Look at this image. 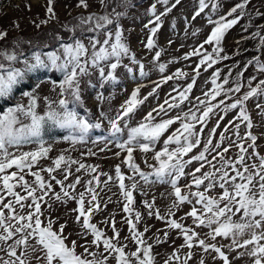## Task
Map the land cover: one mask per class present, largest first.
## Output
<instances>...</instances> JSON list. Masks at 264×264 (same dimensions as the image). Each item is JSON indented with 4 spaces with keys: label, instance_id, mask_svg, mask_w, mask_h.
Listing matches in <instances>:
<instances>
[{
    "label": "snow or ice",
    "instance_id": "6c2138e0",
    "mask_svg": "<svg viewBox=\"0 0 264 264\" xmlns=\"http://www.w3.org/2000/svg\"><path fill=\"white\" fill-rule=\"evenodd\" d=\"M180 2L181 0H175L170 7H165L164 12L159 15H157L156 4L151 5L148 11L154 19H150L144 25L150 33L145 44L147 49L151 50L155 47L154 36L162 25L161 17L171 12ZM157 3L167 6L169 0H157ZM249 3L250 0H240L229 10L226 16H220L216 20H213L211 16L208 17V23L214 25L211 33L199 48L186 53L184 58L187 59L194 55L200 56L204 44H214L215 46L212 52H203L199 64L194 69L195 75L192 77V82L179 93L181 102L188 99V94L195 84L201 65L211 68L218 60L227 59V57L220 56L223 51L220 47L221 42L225 33L246 14L245 10ZM53 4L54 0H47L46 13L48 19L41 20L40 24H46L55 18ZM99 4L102 12H93L86 16L80 15L74 18L76 20L74 25H63L68 32L73 34L70 37L72 42H63L62 38L57 35L56 39L61 41L57 50L46 53L33 52L31 58L23 60L22 68L14 66L23 56L19 41L13 42L11 49H0V98L8 97L28 73L40 69L55 70L62 73L61 80L58 82L51 81L53 90L59 89V99L54 101L48 97H43L45 103L43 113L38 111L41 98L36 90L40 87L39 84L31 91L23 93L28 98L26 105L17 104L0 113V253H2L0 264H33V262L35 264H109L110 257L115 261V264H155L153 245L148 244L144 239V233L148 231V228L145 227L144 231H139L137 228L138 222L142 219L140 212H135L134 219L130 216L125 221L131 234L130 239L136 245L135 250L131 252L125 250L127 245L118 242L120 233L116 228L114 218L110 221L113 231L111 237L91 222L93 215L100 210L98 193L96 187L93 186L94 182L96 186L102 183L99 175H92L91 179L85 182V190L77 194L74 193L76 186L81 183L80 176H76L72 183L65 184L69 175L72 174L71 165L78 164L75 169L77 173L82 169L88 173H96L98 166L86 165L61 153L52 161L51 166L33 171V167L41 159L47 158L51 151V145L44 140L46 126L69 130V135L65 136L64 140L70 141L73 145L83 143L90 129L102 127L99 122L90 123L80 116L74 107H69L70 104L82 106L81 77L90 75L91 69H95L99 73L101 87L108 82L115 83L117 82L116 72L119 67L123 66L130 74L133 73L132 67L123 64L124 58H128L131 64L138 65L140 77L148 75L144 69V64L138 61L135 53L131 51L121 24V20L128 14L127 9L131 6V0H99ZM209 4H211L213 12L220 6L218 0L215 2L214 0H199V9L195 12L193 19L204 12ZM77 7L88 9V0H78ZM236 13L239 14L233 19H227ZM257 14L264 16V13ZM40 24H37L36 27H40ZM77 30L94 34L88 37L91 46L90 55L89 47L81 39L75 37ZM198 31L197 29L196 32ZM196 32L193 34L195 35ZM100 35H103V40L99 39ZM6 37L7 32L0 31V40H4ZM253 37L259 38V46H264V35L261 34V31L253 33ZM161 51L155 53L154 61L159 60ZM247 63L249 65L254 64L258 72L264 73V62H261L258 56ZM158 67L161 73L166 69L165 64H159ZM240 75L242 73H238V77ZM173 76L186 77L187 73L177 69ZM173 76L164 77L157 83V87L167 80L173 79ZM218 77L219 70L213 73L211 81L213 88L205 93L206 99L199 100L197 98L199 103L204 105L201 115L197 116L195 112L190 110L189 113L184 114L183 118L177 116L154 122L153 112L157 115L165 112V104L169 108L178 106L175 103L169 104L165 100L164 104H160L158 108L148 112L137 126L129 127L127 121L131 114L148 99V96L156 92V88H153L152 92L141 98V86L136 87L129 98L120 106L115 118L109 119L110 137L98 139L105 142V148L108 144L115 142V146L120 150L115 155L119 157L120 153L124 152L125 157L122 163L126 164L134 175L138 174L146 184L154 182L151 179L153 177L155 181L160 183H170L175 196L172 208H178L185 202L193 203L189 194L182 193L178 181L185 176L184 170L187 165L193 161L200 162L199 167L188 174L192 179L191 184L186 185V187L195 186L197 190L191 192L190 195L195 198V205H201V208L198 209L193 206L186 215L192 218L193 224L197 227L204 226L210 229L204 238H201L200 233L193 227L185 226L177 219L169 218L174 215L171 209L167 216H161L158 209L153 211L154 203L144 202L149 209L148 214L150 216L154 214L158 219L166 220L169 229L178 230L183 236L184 244L181 245V248H187L189 251L185 254L181 264H188L193 256L192 249L195 246H198L205 253H215L212 259L218 258L222 264H232L229 259L231 252L236 253L233 259L247 257L250 264H264V155L255 151L257 137L250 131L253 123L246 107V102L251 98H264V79L259 80L256 86L252 87V81L256 80V76H252L247 82L248 90L235 98L233 102L225 104L224 100H220L219 103L213 104L208 102L207 98L216 100L222 93L225 97L231 98L230 94L240 93L244 86L237 79L234 87L225 89L224 85L228 84V78L225 77L221 84L217 83ZM97 98L104 99L102 94H98ZM221 106H223L221 110L225 113L238 109L237 118L240 123H246V128L249 129L245 133V137H241L239 134L240 124L233 125L237 140L240 141L235 145L239 149L236 159L232 160L225 155L232 147L231 144L223 147L222 151H216L221 148L225 140V135L222 132L220 142L213 146L212 136L215 134L216 128L210 130L209 138L198 155L184 159L201 143L200 133L195 131L193 121L205 123L214 113V109ZM256 107L264 112V104L257 103ZM101 115L105 116L106 114L102 112ZM177 120H181L180 127L168 135L163 141L161 149L154 153L153 158L157 164L148 165L152 169L150 172L142 171L134 160V151L137 148L145 154L152 151L156 142ZM122 121L124 128H127V138L123 140L119 138L124 131V128L121 127ZM200 132H203V128ZM245 138L251 141L247 147L245 146ZM25 144H36L37 147L31 151L20 150ZM172 144H175L176 147L170 148L169 146ZM12 147L17 149L16 153L9 151ZM105 148H101L100 151H104ZM248 148L254 150L252 155L258 157V163L253 162L251 165L246 163ZM210 150L216 151L212 160H208L206 156ZM88 155H96V153L89 150ZM217 157L222 162L220 168L212 163ZM205 163L213 170L196 175V173H201ZM13 168H15L14 171H9ZM58 169L65 173L63 180H58L53 175ZM43 172L48 174V179L42 174ZM29 174L34 177L31 182L26 179V175ZM100 175L107 176V180L103 181L105 185L113 179L107 173H100ZM115 179L118 182L121 195L126 201L123 211L131 214L134 204L133 190L137 188V183L133 182L130 187L126 186L125 175L122 173L120 165L115 167ZM128 179L131 180L132 177H128ZM50 181H55L57 185H60V192L54 191ZM206 181L207 183H205ZM202 185L204 186L203 191L200 190ZM217 185L221 189L219 195H209V191L215 189ZM50 193L56 201L67 202L71 199L76 202L77 207L72 209V212L76 214L75 222L80 224L81 238H86L89 235L92 237L90 242L86 240L85 245H82L83 253H77L75 240L70 245L67 243V236L64 234L66 224H60L59 228L54 230L53 220L48 219L45 223L41 219L43 215L42 204L47 203L45 197H49ZM48 207L50 208L51 205L49 204ZM236 216L238 219H233ZM105 223H109V221H105ZM217 237L227 239L229 243L227 245L218 244L216 242ZM125 239H129V237H125ZM167 239L168 232H164L163 239L157 237L155 243L160 244ZM225 247H227L228 252L223 250ZM178 252L179 249H176L171 254L170 259L180 260ZM165 264H169V262L165 261ZM199 264H204L203 257Z\"/></svg>",
    "mask_w": 264,
    "mask_h": 264
},
{
    "label": "rangeland",
    "instance_id": "374dc122",
    "mask_svg": "<svg viewBox=\"0 0 264 264\" xmlns=\"http://www.w3.org/2000/svg\"><path fill=\"white\" fill-rule=\"evenodd\" d=\"M98 2L99 0H88L89 8L83 9L77 7L78 0H54L53 7L56 16L46 24H53L54 26L58 25L59 32H61L59 34L61 35L60 37L63 42H72L70 37L73 34L68 32L63 25H74L76 23L74 18L80 15L86 16L89 13L102 12V8ZM174 2L175 0H169V3L171 4ZM218 2L220 6L215 12L211 10V4H209V7L206 8L204 12L193 19L195 12L199 9V0H181L180 4L173 8L171 22L168 21V24H163L165 15L161 17L162 25L154 36L155 47L149 50L145 47V44L150 33L144 25L147 24L150 19L154 18L148 10L151 5L155 3L157 15H159L164 12V6L166 5L157 3V0H131V6L127 9L128 14L121 20V24L125 30V36L131 51L135 53L136 59L144 64V69L148 75L140 77L138 65L131 64L128 58H124L123 64L132 67L133 73L130 74L125 67L121 66L116 72L117 82H108L101 87L98 71L91 69L90 75L81 77L82 111L78 110L74 104H70L69 107H74L80 116L87 119L90 123L99 122L102 127L90 129L83 143H76L73 145L70 141L64 140V137L69 135V130L64 129L65 133L60 135L56 132V128L58 127L46 126L44 140L47 144L51 145V151L47 158L41 159L38 164L33 167V171L47 168L52 165V161L61 153L86 165L98 166L96 173H88L84 169L77 173L75 169L78 167V164L71 165L72 174L69 175L65 184L72 183L76 176H80L81 183L76 186L74 193L77 194L85 190V182L88 179H91L92 175H99L102 183L99 186H96L94 182L93 186L96 187L98 193L100 210L93 215L91 222L101 228L107 236L111 237L113 236V231L110 226V221L114 218L116 228L120 233L118 242L127 245L125 250L131 252L135 250L136 245L130 239L131 234L125 221L130 216L134 219L135 212H140L142 219L138 222L137 228L139 231H144L145 227L148 228V231L144 233V239L148 244L153 245L155 264H165V261H168L169 264H181V261L185 258V254L189 250L187 248H181V245L184 244V239L178 230L169 229L166 220L158 219L154 214L151 216L148 214L149 209L145 206V201L154 203L153 211L158 209L161 216H167L171 209V212L174 213V215L169 218L177 219L185 226L193 227L198 233H200L201 238H204L205 234L210 231L208 227H197L193 224L192 218L186 215L193 206H196L198 209L201 208V205H195V198L190 195L191 192L197 190L195 186L193 185L191 188L186 187V185L191 184L192 179L188 174L192 173L195 168L199 167L200 162L193 161L191 164L187 165L184 170L185 176L181 177L178 181V186L181 188L182 193L189 194L193 203L189 204L185 202L178 208H172L175 196L170 183H160L155 181L153 177L151 179L154 182L146 184L138 174L134 175L131 169H129L126 164L122 163L125 157L124 152H121L119 157L115 155L117 151H120L115 146V142L108 144L107 148H105V142L98 138L110 137L109 119L115 118L120 110V106L129 98L131 92L138 86H141V98L152 92L153 88H156V92L153 93V95L148 96V99L131 114L127 121L129 127L137 126L148 112L158 108L160 104H164L165 100H167L169 104L175 103L178 106L169 108L168 105L165 104V112H161L159 115L153 112V116L155 117L154 122H159L161 119L175 118L177 116L183 118L184 114L189 113L190 110L191 112H195L197 116L201 115L204 105H201L199 100H205V93L213 88L211 82L212 76L217 70H219L217 83L222 84L225 77L229 80L228 84L224 85L225 89L234 87L237 79H239L244 86L241 88L240 93L230 94L231 98L225 97L223 93L217 97L216 100L207 98L208 102L213 104L219 103L220 100H224L225 104L233 102L235 98L241 96L248 90L247 82L252 76H256V80L252 81V87H255L259 80L264 79V73L258 72L254 64L249 65L247 63L249 60H252L257 56L260 58L261 62H264V46H259V38L253 37V33L257 31H261V34L264 35V16L257 14L264 13V0H250V3L245 10L246 14L236 25L225 33L221 42L220 47L223 51L220 53V56L227 57V59L218 60V62L211 68H207L206 65H201L199 75L196 76L195 79V84L191 92L188 94V99L182 102L180 101L179 93L192 82V77L195 75L194 69H196L199 64L203 52H212L215 45L204 44L200 56L194 55L185 59V54L199 48L211 33L214 25L208 23L209 16H211L213 20L218 19L220 16H226L229 10L236 3H239L240 0H218ZM46 5L47 0H0V31L7 32V37L4 40H0L1 49L6 48V45L2 43L3 41L17 37L20 38L23 34H32L38 31L40 27L46 25L40 24L41 20L48 19ZM238 14L239 13L233 14V16L227 17V19H233ZM37 24H40V27H36ZM197 29L199 30L198 32H196ZM194 32H196L195 35L193 34ZM91 35L94 34H89L87 31L81 32L77 30L75 32V37L81 39L85 45L89 47V55L91 53V46L88 37ZM103 38V35L99 36V39L103 40ZM30 40L32 39L29 38L27 41ZM59 45L53 49H46L48 47H43L42 45L38 46V44H36L34 48L31 45L32 47H29L26 51L21 48L20 51L23 52V56H21L20 61L16 62L14 66L22 68L23 60L25 58H31L33 52L40 51L46 53L54 51L59 48ZM157 51H161V55L158 61H154L155 53ZM159 64L166 65V69L163 73L159 71ZM177 69L187 73V76H173ZM57 73L60 76L59 80H61L62 73L59 71H57ZM238 73H242V75L238 77ZM36 74L38 75L39 72L28 73L25 76V78L32 83L31 88H25L21 82L19 86H21L22 89L15 87L8 97L0 98V113L17 104L26 105L28 98L25 97L23 93L25 91H31L37 84H39L40 87L36 91L41 98L39 101V112L43 113L45 110L43 97H48L50 100L54 101L59 99V89L56 88V90H53V85L51 83V81L58 82L59 80H54L45 75L35 77ZM167 76H173V79L167 80L165 83L160 84V86L157 87V83ZM98 94H102L104 99H98ZM173 98H175V100H173ZM197 98H199V100ZM257 103L264 104V98H251L246 102V107L253 123V127L250 131L257 137L255 151L260 155H264V112L256 107ZM222 107L223 106L214 109V113L211 114L210 118L203 124L193 121L195 124V131L200 133L199 138L201 143L194 148L192 152L185 156L184 159H190L191 156L198 155L199 152L203 150L212 128H216V132L212 136L213 146L220 142V134L222 132L225 135V140L221 145V148L216 151H222L223 147H227L231 144L232 147L229 148L228 153L225 155L232 160L236 159L239 149L235 145L240 141L237 140L233 125L240 124L239 134L241 137H245V133L249 131V129L246 128V123H240V120L237 118L238 109L225 113L221 110ZM102 112L106 115L102 116ZM230 121L232 122L231 124L229 123ZM180 124L181 120H177L176 123L171 125L160 140L156 142L152 151H149L146 154L141 152L138 148L134 151V160L140 166L142 171H152L148 165L157 164L153 158L155 151L161 149L163 141L168 135L179 128ZM217 124H219V127H217ZM121 127L124 128L123 121L121 122ZM201 128H203L202 133L200 132ZM225 129H227V131H225ZM119 138L121 140L127 138V128H124V131L120 134ZM249 143H251V141L245 138L246 147ZM36 147V144H25L20 150L31 151ZM169 147L175 148L176 145L172 144ZM101 148H105V150L100 151ZM89 150L95 152L96 155H88ZM9 151L16 153L17 149L12 147ZM216 151L210 150L209 153H206L207 159L212 160V157L216 155ZM253 151L252 148H248V153L246 154V163L249 165L253 162H259L258 157L252 155ZM212 163L215 164L217 168H220L222 162L219 160V157H217ZM116 165L121 166V171L125 175L126 186L130 187L133 182L137 183V188L133 190L134 204L132 205L133 212L131 214L123 211V206L126 201L121 195L118 182L115 179ZM14 170L15 168L10 169L9 171ZM212 170L213 169L205 163L204 168L201 169V173H196V175H201L203 172ZM100 173H107L108 176H112L113 179L108 181L107 185H105L103 181L107 180V176L100 175ZM42 174L48 179V174L46 172H43ZM231 174L230 171V175ZM53 175H55L56 179L63 180L65 173L61 169H58ZM128 177H132V179L130 180ZM26 179L31 182L34 177L29 174L26 175ZM50 182L53 184L54 191L60 192V185H57L55 181ZM205 183H207V181ZM17 190L19 191L20 189L18 188ZM200 190H204L203 185ZM220 192L221 189L217 185V187L210 190L208 194L218 196ZM45 200L47 203L42 204L43 215L41 219L45 223H47L48 219L53 220L54 230L58 229L60 224H66L64 234L67 236V243L70 245L71 242L75 240L77 242V253H83L84 248L82 245H85L86 240L90 242L92 237L89 235L86 238H81L80 224L75 222L76 214L72 212V209L77 207L76 202L71 199L67 200V202L56 201L51 193L49 194V197H45ZM49 204L51 205L50 208L48 207ZM233 219H238V216L233 217ZM105 221H109V223H105ZM164 232H168L167 241L160 244L155 243L157 237L163 239ZM125 237H129V239H125ZM216 242L224 245L229 243L227 239L221 237H217ZM176 249H179L178 255L180 256V260L170 259L171 254ZM223 250L228 252L227 247ZM192 252L193 256L188 261V264H199L202 257L204 259V264H222V261L218 258L216 260L212 259L215 253H205L198 246H195L192 249ZM0 255H2V253H0ZM235 256V252L229 253V259L232 261V264H250L247 257L233 259ZM33 264H35V262H33ZM109 264H115V261L112 260L111 257L109 258Z\"/></svg>",
    "mask_w": 264,
    "mask_h": 264
},
{
    "label": "trees",
    "instance_id": "16d2710c",
    "mask_svg": "<svg viewBox=\"0 0 264 264\" xmlns=\"http://www.w3.org/2000/svg\"><path fill=\"white\" fill-rule=\"evenodd\" d=\"M59 33H61V32H59V26L58 25L54 26L53 24H46L43 27H40V29L38 31H36L32 34H23L22 36H20V38L19 37L13 38L11 40L3 41L2 43L4 45H6V48H4V49H11L13 46V42H15V41H19L21 43V48H23L24 51H26L29 47H32V46L34 48V46L36 44H38V46L42 45L43 47H48L46 49H53L54 47H56L57 45H59L61 43V41L56 39L57 35L61 36ZM89 34H92V33H89ZM21 37H25V38H21ZM29 38H31L32 40L27 41V40H29ZM34 40H37V41H34ZM28 42H30V43H28ZM33 42H35V43H33ZM33 44H35V45H33ZM0 49H1V45H0ZM38 72H39V74L38 75L36 74L35 77H37L39 75L40 76L45 75V76L51 77L54 80L60 79L59 74L55 70L48 71L46 69H40V70H38ZM21 82L25 88H31L32 87V83L30 82V80H27L26 78H24ZM19 85H17L16 87L18 89H22L21 86H19ZM74 105H76V108L78 110L82 111L83 108L80 104H74ZM56 132H58V134L62 135L65 133V130L56 128Z\"/></svg>",
    "mask_w": 264,
    "mask_h": 264
},
{
    "label": "crops",
    "instance_id": "0c3cea01",
    "mask_svg": "<svg viewBox=\"0 0 264 264\" xmlns=\"http://www.w3.org/2000/svg\"><path fill=\"white\" fill-rule=\"evenodd\" d=\"M146 1H148V0H146ZM99 3V2H98ZM167 6H171V3H169ZM166 6H164V8H165ZM97 8V7H96ZM172 11H173V9H172ZM172 11L171 12H168L165 16H164V21H163V24H168V21L169 22H171V20H172V16H173V13H172ZM165 26V25H164Z\"/></svg>",
    "mask_w": 264,
    "mask_h": 264
}]
</instances>
